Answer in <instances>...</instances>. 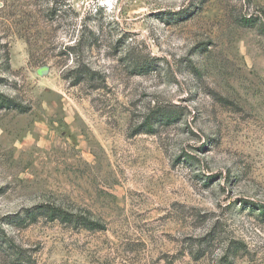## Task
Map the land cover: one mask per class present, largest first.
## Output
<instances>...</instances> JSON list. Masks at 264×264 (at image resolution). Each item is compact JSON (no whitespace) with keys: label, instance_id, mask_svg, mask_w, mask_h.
I'll return each instance as SVG.
<instances>
[{"label":"rangeland","instance_id":"1","mask_svg":"<svg viewBox=\"0 0 264 264\" xmlns=\"http://www.w3.org/2000/svg\"><path fill=\"white\" fill-rule=\"evenodd\" d=\"M0 264H264V0H0Z\"/></svg>","mask_w":264,"mask_h":264},{"label":"trees","instance_id":"2","mask_svg":"<svg viewBox=\"0 0 264 264\" xmlns=\"http://www.w3.org/2000/svg\"><path fill=\"white\" fill-rule=\"evenodd\" d=\"M1 103L3 105L6 104V106L8 107L12 104V100L4 99ZM36 209H37L36 211H31L30 213H28V216L32 220H34L37 217V215H44L48 218V220H52V221L59 220L61 222L73 223L74 225L79 224V225H83L86 228H91L93 224L89 220L83 217L74 216L70 213H67L66 211L62 210L59 207L40 205L36 207Z\"/></svg>","mask_w":264,"mask_h":264}]
</instances>
